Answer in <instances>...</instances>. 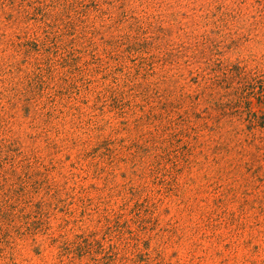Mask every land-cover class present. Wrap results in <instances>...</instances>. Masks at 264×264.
Returning a JSON list of instances; mask_svg holds the SVG:
<instances>
[{
    "label": "rangeland",
    "instance_id": "374dc122",
    "mask_svg": "<svg viewBox=\"0 0 264 264\" xmlns=\"http://www.w3.org/2000/svg\"><path fill=\"white\" fill-rule=\"evenodd\" d=\"M239 75L264 0H0V264H264Z\"/></svg>",
    "mask_w": 264,
    "mask_h": 264
},
{
    "label": "trees",
    "instance_id": "16d2710c",
    "mask_svg": "<svg viewBox=\"0 0 264 264\" xmlns=\"http://www.w3.org/2000/svg\"><path fill=\"white\" fill-rule=\"evenodd\" d=\"M239 86L236 88V91L233 93V100L228 101L227 106H230L233 101V104H243L250 100V98L257 97L262 99L260 103L264 104V81L259 78H248L242 77L239 75Z\"/></svg>",
    "mask_w": 264,
    "mask_h": 264
}]
</instances>
